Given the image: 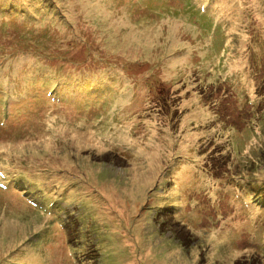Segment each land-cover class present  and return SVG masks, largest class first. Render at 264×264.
Returning a JSON list of instances; mask_svg holds the SVG:
<instances>
[{"label": "rangeland", "instance_id": "1", "mask_svg": "<svg viewBox=\"0 0 264 264\" xmlns=\"http://www.w3.org/2000/svg\"><path fill=\"white\" fill-rule=\"evenodd\" d=\"M0 89V264L264 259V0H0Z\"/></svg>", "mask_w": 264, "mask_h": 264}, {"label": "trees", "instance_id": "2", "mask_svg": "<svg viewBox=\"0 0 264 264\" xmlns=\"http://www.w3.org/2000/svg\"><path fill=\"white\" fill-rule=\"evenodd\" d=\"M39 90H41V89L39 88ZM41 91H43V90H41ZM46 92H47V95L49 97L56 98V96L58 94H60L61 90H56L55 91V89L51 88V91H50L47 88ZM0 94H3V92H1ZM263 99H264V96H263ZM51 125H52L51 127L53 128L54 125L53 124H51ZM261 138H263V134H262ZM262 142H263V144H262L261 147L257 148V146H254L252 148V152H250L251 154L249 156L250 158L244 161V163L242 164L243 166L240 165L239 162H236L235 163L236 164L235 167L239 168V173H234L232 175V184H231V186L233 185L236 188V190H237V186L233 183V180H234V182L235 181L236 182H241V183L244 182V185H242L241 187H238L239 190H240V191L239 190L237 191L238 192V198H240V196L243 194L242 193V189H246L247 190V188H248V189H252L253 191H254V188L255 187H260V188L264 189V181L263 182H259V181L255 180V176L257 177V175H259L260 173L263 172V169H261V167H262V165H261V163H262L261 162L262 156H258V154L259 155H262V152L264 151V139H263ZM239 153L242 156V158H244L243 157L244 156V154H243L244 152L243 151L241 152L240 149H239ZM253 154H255L256 155V158L257 157L258 158L257 159L253 158ZM251 155H252V157H251ZM246 168H248V169H246ZM208 172H210V171H208ZM247 179H249L248 183L246 181ZM252 180H253L254 183H252ZM238 185H240V184H238ZM243 191L245 192V190H243ZM253 191H251V192H253ZM247 256H249V255H247ZM247 256L245 255V257L237 258L235 260L234 264H253V260L256 261V259H259V260H257L255 262L256 264H264V259H262L259 256L258 253H256V255L254 254L255 257L251 255L250 258H248ZM243 258H247V259H243Z\"/></svg>", "mask_w": 264, "mask_h": 264}]
</instances>
